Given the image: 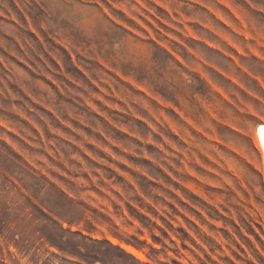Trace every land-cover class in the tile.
<instances>
[{
	"label": "rangeland",
	"instance_id": "rangeland-1",
	"mask_svg": "<svg viewBox=\"0 0 264 264\" xmlns=\"http://www.w3.org/2000/svg\"><path fill=\"white\" fill-rule=\"evenodd\" d=\"M263 124L264 0H0V264H264Z\"/></svg>",
	"mask_w": 264,
	"mask_h": 264
},
{
	"label": "bare ground",
	"instance_id": "bare-ground-1",
	"mask_svg": "<svg viewBox=\"0 0 264 264\" xmlns=\"http://www.w3.org/2000/svg\"><path fill=\"white\" fill-rule=\"evenodd\" d=\"M258 131H259V136H261L262 138V144L264 146V124L259 126Z\"/></svg>",
	"mask_w": 264,
	"mask_h": 264
}]
</instances>
